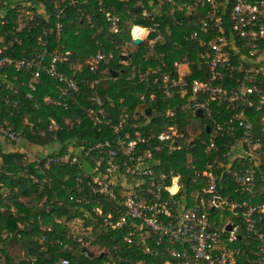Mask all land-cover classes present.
Here are the masks:
<instances>
[{"label":"trees","instance_id":"16d2710c","mask_svg":"<svg viewBox=\"0 0 264 264\" xmlns=\"http://www.w3.org/2000/svg\"><path fill=\"white\" fill-rule=\"evenodd\" d=\"M6 1V6L0 5V59L33 56L43 48L49 52H68L66 61L60 63L58 68L75 77L80 83V90L61 98L58 95L59 83L41 74L40 83L32 91V98L28 99L26 93L30 90L20 82H27L30 72H15L11 66L0 69V81L6 75V80L12 81L18 89V93L13 95L5 89V83L2 84V94L18 100V105L12 107L0 101L1 120L12 126L19 140L25 138L26 145L44 147L37 160L33 161L18 148L6 152L0 146V264H62L63 259L68 264H161L164 258H169L163 246L167 243L155 244L157 235H151L146 240L150 248L158 252L157 255L143 252L136 241L128 243L125 236L130 231H138L139 221L126 216L125 222L117 226L119 218L125 215L124 207L116 200L90 190L88 183L96 174L94 169L99 163V170L105 172L110 149L117 153L116 163L120 164L123 158L128 161L125 151L119 146L120 137L125 141L138 137L150 138V144L138 142L135 153L142 155L150 152L151 157L144 159V162L154 168L155 179L157 173H168L169 170L180 174L181 187L174 200L185 197L190 203L193 201L190 193L202 191L207 182L203 174L206 160L215 175L213 194L226 201L240 200L246 196L240 193V186L227 170L235 169L241 173L248 160L231 161L228 156H221L237 146L241 137L238 121L231 119V110L212 113L211 116L205 112L201 116L196 112L194 115L183 98L164 99L160 93H156L151 82L139 81L147 67L160 64L161 73L172 72L173 61L183 57L194 58L198 51L206 49L200 45V41L207 39L211 32L197 31L194 35L197 27L191 24V20L197 19L205 11L204 8L194 6V0H184L190 7H171L159 0H101V5L98 0H75L74 4L65 7L63 14L54 17L49 0ZM40 9L48 11L49 17H40ZM143 9L150 12L151 18L142 16ZM226 10V7H221V11ZM104 11L119 18L118 31L111 30ZM58 23L60 29L57 33ZM154 23L158 27L152 31L150 29ZM135 25L149 30L140 44H134L130 35ZM151 39H155L153 46L149 45ZM132 44L137 48L132 53L126 49L129 61L124 65L120 54L126 45ZM100 48L105 57L111 53L113 61L103 62L93 73L89 71V61ZM261 51H264V43ZM112 70L118 74L112 76ZM14 76H17L15 81ZM195 76L193 74L191 77ZM95 80L98 82L90 88L87 82ZM153 93L156 96L151 101L149 95ZM142 94L143 99L140 97ZM45 99L51 102L46 103ZM138 105L142 106L141 113L135 108ZM147 108L152 112L150 115L146 113ZM99 109L103 110L102 113H98ZM169 110L174 111L172 118H167ZM123 116L127 117L126 123L116 132L115 127ZM250 117L255 124L253 138H260L259 154H262V125L258 122L257 113H251ZM165 124L175 125L185 137H176L177 145L168 143L155 150L154 147L160 144L155 136L166 128ZM217 125L222 128L216 129ZM213 129H216L214 142L217 152L206 158L204 147ZM10 143L18 147V143ZM237 150L236 147L232 151ZM66 154L75 156L76 162L67 160L49 168L43 166L42 160L46 155ZM187 154H192L191 160H187ZM259 156L261 164L256 175L255 190L262 193V199L264 183L259 181V176L264 177V154ZM217 165L219 169L214 170ZM145 182L147 186L143 187L140 195L148 196V188L153 183L151 180ZM169 183L170 179H167ZM4 189L8 192H3ZM114 190L117 194L119 188ZM167 195V192H163L164 197ZM174 208L173 213L176 214L178 210ZM219 210H209L213 227L222 225L218 222ZM223 214L230 221L239 223L229 211H223ZM103 217L115 226L107 225ZM76 223L89 235L75 236L70 233L69 227ZM241 228L238 230L239 237L230 245L231 249L236 250L238 264L242 260L246 263L253 259V254L247 252L251 248L252 237H247ZM257 228L264 231V220L258 223ZM136 238L137 234L134 240ZM84 244L97 246L99 252L88 255L87 251L91 250ZM10 245H23L26 249L24 256H12ZM82 247H86L87 251L83 252ZM175 247L182 248L181 245Z\"/></svg>","mask_w":264,"mask_h":264},{"label":"built area","instance_id":"2783aa9c","mask_svg":"<svg viewBox=\"0 0 264 264\" xmlns=\"http://www.w3.org/2000/svg\"><path fill=\"white\" fill-rule=\"evenodd\" d=\"M98 1L101 5L102 1ZM159 1L171 7L191 6L184 0ZM74 2L75 0H49L54 17H59L65 7ZM138 4L142 7L140 1ZM193 4L205 9L197 19L191 20V24L197 27L194 35L197 31L211 32L207 39L200 41V45L205 46L206 49L198 51L194 58L183 57L173 61V73L170 71L161 73L160 64H156L153 68L147 67L139 81L151 82L156 93H160L164 99L183 98L186 107L191 109L194 115L197 109H201V112H205L208 116L231 110V119L235 118L238 121L241 137L237 146L232 148L233 150L237 147V152L231 150L227 155L221 156H228L231 161H240L242 158L248 160L245 170L241 173L235 169L227 170L240 186V193H245L246 196L240 200L226 201L213 194L216 188L215 175L211 164L206 160L203 172L207 177L206 186L198 194L190 193V197H193L190 203L185 197L174 200V195L181 187L180 174L169 170L168 173H157L155 179L154 168L144 162V159L151 157L150 152H144L142 155L135 153L137 143L150 144V138L139 137L125 141L119 136V146L125 151L130 163L125 158L121 159L120 164L116 163L117 153L114 149H110L105 172L99 170L97 163L94 169L96 174L92 175V180L88 184L92 192L116 200L124 207L125 215L119 218L117 226L125 222L126 216L139 221L138 231H130L125 236L128 243L136 241L143 252L155 255L158 252L152 250L146 240L151 235H157L156 245L167 243L163 246L169 258H164L161 264H238L236 250L231 249L230 245L239 237L240 226L243 227L241 229L247 237H252L251 250L247 252L253 254V259L247 260L246 263L242 260L239 264H264V231L257 228L258 223L264 220V197L261 199L262 193L255 190V181L258 180L256 175L261 164V157L258 156L261 153L260 138H253L255 124L250 117L251 113L258 114V122L264 132V51H261L264 43V0H194ZM0 5L6 6L7 1L0 0ZM221 7H226L227 10L221 11ZM39 13L40 17H49L48 11L44 9H40ZM104 14L111 30L118 31L119 18L106 11ZM142 16L151 18L150 12L146 9L142 10ZM56 27L58 33L60 24L58 23ZM157 27L158 24L154 23L150 30L154 31ZM148 31L144 26L135 25L131 28L130 35L132 40L142 41ZM154 41L155 39L149 40V45L153 46ZM67 55L68 52L61 53L58 50L49 52L43 48L33 56L20 59L3 57L0 59V69L11 66L15 72H30L29 80L20 82V85L30 90L26 93L28 99L32 98V91L40 83L41 74L59 83L58 95L64 98L80 90L79 81L58 68L60 63L66 61ZM103 62H106L105 53L100 48L89 61V71L95 73ZM193 74L196 76L191 77ZM3 77V81H0V101L15 107L18 105V100L10 98L7 94L3 95L1 86L5 83V89L13 95L18 93V89L12 81L6 80V75ZM16 79L17 76H14L13 80ZM97 82L98 80L87 83L92 88ZM155 96L154 93L150 94L149 99L152 101ZM140 97L143 99L144 94ZM45 101L51 102L50 99ZM102 111L99 109L98 113ZM89 112L91 113V110ZM166 115L172 118L174 111L169 110ZM126 118V116L121 117L115 127L116 132L124 126ZM167 128L155 136L160 143L154 147L155 150H160V145L167 146L168 143L177 145L176 137L180 139L185 137L177 129V133H171L166 130ZM221 128L220 125L216 127V129ZM216 129L212 130L205 144L206 158L217 152L214 142ZM17 138L18 134L10 124L1 120L0 115V140L10 143ZM191 155H186L187 160H191ZM67 160L73 163L77 159L69 154L46 155L42 163L45 168H49ZM230 166L231 164L229 168ZM218 169L219 166H215L214 170ZM109 175L119 179L110 181ZM259 177V181L264 183V177L262 175ZM153 178L156 180L154 183ZM167 179H170L169 184ZM145 180H151L153 183L151 188H148L150 189L148 196L140 195L144 190L143 187L147 186ZM173 186L176 187L174 191L171 189ZM116 187L119 188L117 194L114 190ZM163 192L168 193L167 197L163 196ZM173 208L178 210L176 214L173 213ZM213 208L226 209L239 220V223L229 220L227 223L213 227L209 215V210ZM96 212L100 213L98 210ZM103 219L107 221V218L103 217ZM107 225L115 226L109 221ZM228 225L229 229H227ZM135 234L137 238L134 240ZM43 240L44 237L41 238V241ZM175 245H181L182 248L177 249ZM61 263L68 264V261L63 259Z\"/></svg>","mask_w":264,"mask_h":264},{"label":"rangeland","instance_id":"374dc122","mask_svg":"<svg viewBox=\"0 0 264 264\" xmlns=\"http://www.w3.org/2000/svg\"><path fill=\"white\" fill-rule=\"evenodd\" d=\"M13 1V0H12ZM136 46L135 45H126L123 49H122V54H124V55H127V53H125V51H127L128 50V52L129 53H132L133 51H135L136 50ZM127 49V50H126ZM106 61L108 62V61H113V56H112V54L111 53H109L108 55H106ZM126 59H127V61L124 59V60H122L123 62V64L124 65H127L128 64V61H129V55H127L126 56ZM106 62V63H107ZM77 68V67H76ZM136 108V110L139 112V113H141V111H142V106L141 105H138L137 107H135ZM152 112H150V114H151ZM168 117H171V116H167V118ZM165 126L166 127H168L166 130L167 131H170L171 133H177L176 132V129H177V127L175 126V125H173V124H165ZM187 130H188V132L190 131V128H188L187 127ZM25 139V138H24ZM24 139H21V140H19V137L17 138V140L16 141H14V142H16V145H17V143H19V144H21L22 145V147H23V150H22V152H24L27 156H28V158L30 159V160H37V158H38V156H39V153L44 149V147L43 146H39V145H33V144H29V145H26V141L24 140ZM48 151V150H47ZM38 155V156H37ZM259 155H263V154H258V156ZM109 177V180L110 181H115V178H118V177H115L114 175H109L108 176ZM119 179V178H118ZM3 192H5V193H7L8 191L7 190H3ZM223 211H226V210H219L218 211V214H217V216H218V222L219 223H227V222H229V217H224V214H223ZM140 230V229H139ZM69 232L70 233H72L73 235H75V236H79V234H82L83 236H85V235H89V233L87 232V233H85V231H83V229L81 228V226H80V224L79 223H76V224H74V225H72L71 227H69ZM80 244H83V242H80ZM84 245H86V247L89 249V250H91L92 252H93V254H97L98 252H99V249H98V247L97 246H91V245H89V244H84ZM17 246V247H16ZM70 249H71V247H70ZM26 251V249H25V247L23 246V245H15V246H9V252H10V254L12 255V256H14V257H16V258H21V257H23L24 256V252ZM235 258V257H234ZM236 259V258H235Z\"/></svg>","mask_w":264,"mask_h":264},{"label":"water","instance_id":"95a60500","mask_svg":"<svg viewBox=\"0 0 264 264\" xmlns=\"http://www.w3.org/2000/svg\"><path fill=\"white\" fill-rule=\"evenodd\" d=\"M133 43H134V44H140V43H141V39H134V40H133ZM126 56H127V55L120 54V58L123 59V60L126 59ZM117 74H118L117 71H113V70H112V76H116ZM150 112H151L150 108H147V109H146V113H147L148 115H150ZM196 114L199 115V116H201V114H202V113H201V109H197V110H196ZM206 130L208 131V127H206ZM229 228H230V227H229V225H228V226H227V229H229ZM82 251H83V252L87 251L86 247H82ZM87 253H88V255H90V256L93 255V252H92V251H87Z\"/></svg>","mask_w":264,"mask_h":264},{"label":"crops","instance_id":"0c3cea01","mask_svg":"<svg viewBox=\"0 0 264 264\" xmlns=\"http://www.w3.org/2000/svg\"><path fill=\"white\" fill-rule=\"evenodd\" d=\"M0 146L5 150L6 152L15 150L18 148L19 150H23L22 145L18 143V147H15V145H12V143L6 142L4 140H0Z\"/></svg>","mask_w":264,"mask_h":264},{"label":"bare ground","instance_id":"6f19581e","mask_svg":"<svg viewBox=\"0 0 264 264\" xmlns=\"http://www.w3.org/2000/svg\"><path fill=\"white\" fill-rule=\"evenodd\" d=\"M171 189L174 191V190L176 189V187H175V186H173Z\"/></svg>","mask_w":264,"mask_h":264},{"label":"clouds","instance_id":"9594fccd","mask_svg":"<svg viewBox=\"0 0 264 264\" xmlns=\"http://www.w3.org/2000/svg\"><path fill=\"white\" fill-rule=\"evenodd\" d=\"M202 113V112H201Z\"/></svg>","mask_w":264,"mask_h":264}]
</instances>
